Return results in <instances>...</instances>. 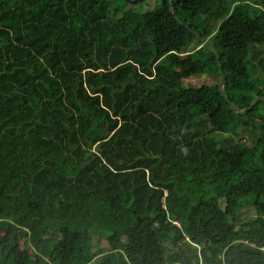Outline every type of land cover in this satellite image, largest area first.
Returning <instances> with one entry per match:
<instances>
[{
  "label": "trees",
  "instance_id": "1",
  "mask_svg": "<svg viewBox=\"0 0 264 264\" xmlns=\"http://www.w3.org/2000/svg\"><path fill=\"white\" fill-rule=\"evenodd\" d=\"M218 63L264 96V0H0V264H264V99Z\"/></svg>",
  "mask_w": 264,
  "mask_h": 264
},
{
  "label": "rangeland",
  "instance_id": "2",
  "mask_svg": "<svg viewBox=\"0 0 264 264\" xmlns=\"http://www.w3.org/2000/svg\"><path fill=\"white\" fill-rule=\"evenodd\" d=\"M253 1V0H251ZM212 21H214V19H211ZM192 24L198 29V31L202 32L205 35H209L210 34V29H209V25L206 24L203 20H201V18H197L196 20L192 21ZM215 81L214 76L213 75H209V74H203V75H194L188 78H185L182 80V83L187 86L189 89H191V91H195V90H201L202 86L207 85V84H211ZM251 209V208H250ZM252 211V209H251ZM249 209H244L243 213H242V218L243 219H247L248 217L253 216V212H251ZM3 234L2 231H0V237ZM100 245L103 246H108L107 242L102 240L100 241ZM107 253H109V250H106Z\"/></svg>",
  "mask_w": 264,
  "mask_h": 264
},
{
  "label": "water",
  "instance_id": "3",
  "mask_svg": "<svg viewBox=\"0 0 264 264\" xmlns=\"http://www.w3.org/2000/svg\"><path fill=\"white\" fill-rule=\"evenodd\" d=\"M169 3L171 0H168ZM169 8H170V11L173 13V9L171 7V5H169ZM174 19L177 21L178 24H182V22L179 20V18L174 15ZM189 30L198 38L200 39L201 41L207 43L210 45V47L213 49L217 59L219 57V53H218V50L215 48V45L213 44L212 41H210L208 38L206 37H203L201 36L198 32H196L195 30L193 29H190ZM218 73H219V89H220V93L222 95V97L228 102L230 108L235 112V113H239V114H243L245 113L247 110H249L254 104L257 103L258 100L260 99H264V96L262 95H259V96H256L252 102L249 104V106L247 107H244V108H238L237 106H235L226 96L225 94V84H224V77H223V73H222V70H221V65L220 63H218Z\"/></svg>",
  "mask_w": 264,
  "mask_h": 264
},
{
  "label": "clouds",
  "instance_id": "4",
  "mask_svg": "<svg viewBox=\"0 0 264 264\" xmlns=\"http://www.w3.org/2000/svg\"><path fill=\"white\" fill-rule=\"evenodd\" d=\"M183 154L187 155L188 150L186 148L182 149Z\"/></svg>",
  "mask_w": 264,
  "mask_h": 264
}]
</instances>
